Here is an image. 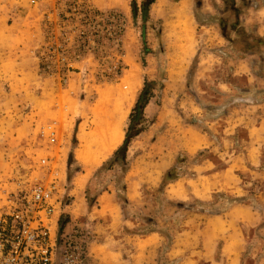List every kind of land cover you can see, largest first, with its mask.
<instances>
[{
  "label": "rangeland",
  "instance_id": "obj_1",
  "mask_svg": "<svg viewBox=\"0 0 264 264\" xmlns=\"http://www.w3.org/2000/svg\"><path fill=\"white\" fill-rule=\"evenodd\" d=\"M94 1L127 17L126 70L104 79L89 58L85 70H75L61 86L59 77L41 74L34 64L35 22L52 0L42 11L30 0H0V203L14 181L32 176L47 184L57 177L63 199L58 226L84 233L86 264H136L134 252L138 264H226L228 254L237 258L234 264H264V157L253 166L248 154L251 146L264 151V124L258 125L264 120L258 106L264 102V45L245 51L244 44L256 43L252 37L260 34L242 16L248 7L264 9V0L249 6L237 0L240 13L224 0H188L185 16L178 14L185 0H154L145 14L144 0ZM186 22L193 29L190 42ZM137 68L140 84L121 132L117 136L111 126L101 137V122H109L108 111ZM142 92L149 102L135 111ZM52 122L68 143L63 150L52 148L54 167L41 166V131ZM130 130L140 133L130 139L127 168L110 158ZM202 139L208 142L197 146ZM83 175L87 181L80 189ZM119 180L126 186L121 194L128 199L127 213ZM128 182L136 205L127 196ZM110 186L128 221L104 233L89 213L95 196ZM240 204L258 213L257 226H213V216H226ZM153 232L157 236L147 239Z\"/></svg>",
  "mask_w": 264,
  "mask_h": 264
},
{
  "label": "built area",
  "instance_id": "obj_2",
  "mask_svg": "<svg viewBox=\"0 0 264 264\" xmlns=\"http://www.w3.org/2000/svg\"><path fill=\"white\" fill-rule=\"evenodd\" d=\"M45 1L30 0L40 11ZM40 14L35 52L41 74L59 77L64 86L75 70H85L82 64L89 58L104 79L126 70L128 23L121 10L94 0H52L51 8ZM43 127L46 150L39 164L54 167L52 148L63 150L68 135L55 122ZM57 182L55 177L42 184L32 176L13 182L0 203V264H86L84 233L58 226L63 199Z\"/></svg>",
  "mask_w": 264,
  "mask_h": 264
},
{
  "label": "crops",
  "instance_id": "obj_3",
  "mask_svg": "<svg viewBox=\"0 0 264 264\" xmlns=\"http://www.w3.org/2000/svg\"><path fill=\"white\" fill-rule=\"evenodd\" d=\"M243 20L246 22V25H254L257 33L260 35L264 36V9H253V7H248V11L244 13ZM242 19V17H241ZM36 27L34 31V35L38 34L40 32V29L38 27V22H35ZM34 43H36V38L34 39ZM34 64H35V70H40V62L38 57H34ZM252 106L256 104H250ZM260 109L264 111V102L258 104ZM42 106H40L41 108ZM264 118V114L262 116ZM264 124V120L258 121V125L262 126ZM124 140L123 139H118L117 142L115 143L117 148L120 144H122ZM202 144H206L208 142L207 139H202ZM206 141V142H205ZM249 161L253 166H257L259 163H261L262 159L261 157H264V151L260 147L256 146H251L249 148ZM111 156V154L105 156L103 158L106 159L107 157ZM229 167V166H228ZM226 167V168H228ZM132 170V169H131ZM131 173V171L129 172ZM148 183V182H145ZM224 184V182H222ZM232 187V186H231ZM115 186L112 188V186L109 187V190L103 192L101 195L98 196L96 205L91 209L90 213L93 219L97 218V224L95 225L97 227V230L101 232H106L110 231L112 227H117V226H123L125 227V224H127L128 218L123 217L121 213V204L117 201L116 194H115ZM127 194L130 203H133L136 205V202L133 201L131 195H130V187H129V182H128V187H127ZM140 202L137 201V204ZM241 208L244 210V214L240 215L238 217L235 216L234 210L236 207L239 205L233 206L230 211L227 213L226 216H213V226H232L231 230L234 229V226H257L260 218L257 212H255L252 208H250L248 205L240 204ZM62 214L59 216V219L61 218ZM233 228V229H232ZM117 230V229H116ZM132 234V233H131ZM157 232H153L151 234H148L147 239L149 237L157 236ZM136 236L137 234L134 233ZM146 239V240H147ZM144 240V241H146ZM142 256L138 257V261ZM133 263L138 264L137 262V254L134 252L133 255ZM237 258H235L234 255H227L226 258V264H234L236 263Z\"/></svg>",
  "mask_w": 264,
  "mask_h": 264
},
{
  "label": "bare ground",
  "instance_id": "obj_4",
  "mask_svg": "<svg viewBox=\"0 0 264 264\" xmlns=\"http://www.w3.org/2000/svg\"><path fill=\"white\" fill-rule=\"evenodd\" d=\"M163 3V2H162ZM190 11V3L188 0H185L181 3V6L178 10V14L181 16H185L189 13ZM185 37L186 39L190 42L193 39V29L191 27V24L189 22L185 23ZM131 85L127 89L126 93L124 96L120 99L117 100L115 103L114 107L112 110L108 111L107 113V119L110 122L103 123L99 127V132L98 134L103 137L106 133H108L111 129V126H115V131L114 132L117 136L119 135L121 123L123 122L124 118L126 117V108L131 105L136 98V93L138 91V86L140 84V70L137 68L136 70L132 71V76H131ZM115 123V125H113ZM111 132V131H110ZM202 144L201 140H198L196 142V145ZM86 177L87 175H83L79 178V183L78 186L80 189H82L86 183ZM234 214L236 217L243 215L244 210L241 208V205L235 208ZM152 243V242H151ZM150 244V243H149Z\"/></svg>",
  "mask_w": 264,
  "mask_h": 264
},
{
  "label": "trees",
  "instance_id": "obj_5",
  "mask_svg": "<svg viewBox=\"0 0 264 264\" xmlns=\"http://www.w3.org/2000/svg\"><path fill=\"white\" fill-rule=\"evenodd\" d=\"M153 1L154 0H150V1L144 0L142 2V8H143V13L144 14L147 11L148 4H151ZM250 1L251 0L246 1L243 5L244 6H249L248 5V2L250 3ZM224 2H225V4H228L229 9L230 8L233 9L234 12H236V13L237 12H239V13L241 12V10H242L241 7H240L241 5L238 6L237 0H224ZM133 11H134V15H137L138 9H137V2L136 1L134 2ZM222 30H223V32H225L224 31V28ZM249 37H251V36H247V38H245V39H248ZM252 38H253V41H255L256 43H254V44H250V43L249 44H244L245 45V51H247V52L250 51V50H252V49H254L253 47H257L258 45L259 46L264 45V37L263 36L256 35V36H253ZM148 102H149L148 95L145 92H142L140 94L139 99L137 101V104L135 106V111H137L138 109L139 110H142L144 104L146 105ZM132 116L135 117L134 114H132ZM136 118H138V117H136ZM133 122H135L134 118H133ZM139 133H140V130L137 131L135 134L133 133V130H130L127 133V138L125 139L124 143L116 150V152L114 153L113 157L110 158V159H112V161L114 162L115 165H119V163H122L124 167H127L128 166V160H127L128 155H127V152H128L129 146H130V141H131L130 139H131V137L137 136ZM127 168H126V170H127ZM172 173H173V169L168 170V172L165 175V179H167L168 177H170L172 175ZM121 180H123V177H121ZM165 182H167V181L165 180ZM165 182H163V186L165 185ZM117 185H118L117 187H118L119 197L121 199H124V204H123L124 212L127 213L126 206L128 204V199H126L123 196V194H121L122 192L126 191V188H125L126 186H125L124 182L123 181L121 182L120 180H119V182H118ZM99 195H100V193H98L95 196V201H96L97 196H99ZM89 201H90L89 202V205L92 206V201L91 200H89Z\"/></svg>",
  "mask_w": 264,
  "mask_h": 264
}]
</instances>
